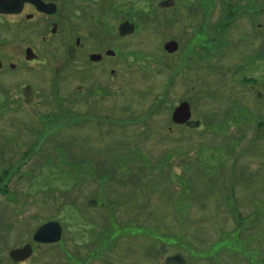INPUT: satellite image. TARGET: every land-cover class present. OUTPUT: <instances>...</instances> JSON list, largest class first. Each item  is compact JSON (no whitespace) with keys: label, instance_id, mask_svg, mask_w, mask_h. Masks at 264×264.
<instances>
[{"label":"flooded vegetation","instance_id":"1","mask_svg":"<svg viewBox=\"0 0 264 264\" xmlns=\"http://www.w3.org/2000/svg\"><path fill=\"white\" fill-rule=\"evenodd\" d=\"M239 44L249 45L251 51L235 64L229 60ZM247 67L239 77L238 72ZM221 69L229 75L232 90L223 89L221 75L213 78ZM207 70L213 74L204 80ZM168 75V83L159 82ZM258 84H264V0H0V181L6 178L7 185L15 181V176L17 181L29 184L26 170L31 161L39 171L55 165L52 155H56L62 142L58 140L57 127L52 125L51 131H45V123L57 125L66 101L72 126L78 123L75 128L93 123L103 134L105 129L127 127L125 138L152 137L157 133L153 125L160 112L162 121L168 122L163 138L172 142L173 129L179 128L176 137L184 138L183 146L188 148L189 137L194 134H199L201 143L213 144L208 141L229 129L225 121L252 125L253 115L246 111L239 114L238 110L243 108L241 105L253 106V94L254 101L257 98L263 103L264 92L258 93L262 87ZM212 85L219 93L206 99ZM186 88L196 93L184 96ZM140 91H150L151 95ZM159 91L162 93L158 96ZM221 96L226 102L220 100ZM209 100L213 104H208ZM183 104L187 119L186 114L174 119ZM226 112H230V119L224 117ZM257 126L258 130L263 128L264 121L259 120ZM246 133L241 131V136ZM124 145L107 147L108 155L97 150L92 157L88 154L89 167L85 170L96 177L105 169L120 171L136 159H142L146 169L149 155L137 145ZM73 149L76 151L74 145ZM173 152V147L169 148L159 158V162L165 161L167 170H172V161L180 157ZM224 154L230 159L228 164L233 165V154ZM126 155L131 156L124 160L122 156ZM106 174L102 172L99 177L106 178L96 181L103 185L124 183L123 176L114 173L117 178H109ZM77 177L70 179L72 183L79 181ZM0 197L12 196L1 193ZM3 203L0 209L6 213L0 219L19 213L11 207L7 211ZM88 204L93 208L95 200L90 199ZM60 210L61 207L54 219L37 227L57 223L59 230L47 237L56 241H36L35 229L30 240L8 250L10 263L24 264L36 248L48 247L47 255L53 257L50 261L54 264H157L145 259L155 255L153 244L146 243L140 249L136 243L144 228L140 213L133 215L121 209L96 212L81 223L64 227ZM250 214L251 211H237L232 218H251ZM126 219L141 231L124 236L119 226L129 223ZM4 232L10 243L20 241L21 234L8 237L9 232ZM23 247L25 251L10 256L11 251ZM165 255L161 264H172L170 254ZM230 264L252 262L244 258Z\"/></svg>","mask_w":264,"mask_h":264},{"label":"rangeland","instance_id":"2","mask_svg":"<svg viewBox=\"0 0 264 264\" xmlns=\"http://www.w3.org/2000/svg\"><path fill=\"white\" fill-rule=\"evenodd\" d=\"M235 50V55L229 61L238 64L251 48L239 44ZM248 69L239 71L237 75L241 77ZM207 71L203 75L204 80L211 73ZM223 71L221 69L211 74L213 78L221 75L222 82H225L223 89L232 90L229 75L223 74ZM168 80L169 75L159 82L166 84ZM249 85L257 86L253 83ZM261 85L263 88H258L259 94L264 92V84ZM195 89L186 88L183 95L195 94ZM140 93L151 95L150 91ZM161 93L159 91L158 96ZM215 93L219 92L212 85L206 99H211ZM255 96L253 94V106L241 105L243 108L239 107L238 110L239 114L246 111V114L253 115L252 125L225 121L226 126H229V129L225 128L228 129L227 133L216 135L208 141L213 144L201 143L199 134H194L189 137L188 148L183 146L184 138H177L179 128L173 129L172 142L163 138L168 122L162 121L160 112L156 113L157 123L153 125L157 133L152 134V137L137 139L129 135L125 138L123 132L127 127L117 131L105 129L106 133L103 134L99 126L93 123L87 127L79 124L75 128L78 123L72 126L68 101L64 102L65 111L57 125L56 122L45 123V131H51L52 125L57 127V137L62 142L56 155L51 156L56 160L53 162L55 165L39 171L38 165H34L35 161H31L26 170L29 184L17 181L15 176L12 179L15 181L7 185L4 184L6 178L0 181V195L4 193L6 197L12 196V199L8 198L10 200L0 197V205L5 202L7 211L11 207L12 211L19 212L15 216L0 219V264H12L7 255L8 250L30 240L32 232L42 222L54 219L60 207L62 212L59 218L64 227L81 223L87 217L96 215V212L121 209L133 215L140 213V223L144 228H141L143 233L138 236L136 243L140 249L146 243H152L156 248L153 252L155 255L145 259H153L157 264H161V257H165V253L170 254L172 264H183L187 260L193 261L192 264H230L231 261L244 258L251 260L252 264H264V127L257 129L258 121H264V100L263 103L257 98L254 101ZM129 97L127 95L126 98ZM220 100L226 102L223 96ZM208 104H213V100H209ZM195 106L200 107L199 103ZM245 107L248 109L245 110ZM224 117L230 119V112H226ZM241 131L247 132L244 137ZM123 143L125 148L140 147L144 154L149 155L151 165L147 163L145 169L143 160L136 159L132 165L120 171L109 172V169H105L97 172L96 177L85 170L89 167L88 154L91 153L92 157L96 150L107 154V147H118ZM235 143L237 145L234 147ZM219 146H225V149ZM172 147L180 157L172 161L173 169L167 170L165 161L159 162V158L164 157L165 152ZM224 153L233 154L236 158L235 161L232 158L233 165L228 164L230 159ZM128 156L131 155L122 158L125 160ZM245 165L248 167L245 168ZM102 172L107 173L109 178H117L114 173L123 176L121 179L124 183L100 184L96 178H106L102 175L99 177ZM72 177L79 178V181L72 183ZM137 179L140 180L135 183ZM144 179L147 181L143 182ZM90 199L95 200L93 208L88 204ZM237 211H251V218H232ZM5 213L0 209V216ZM126 220L129 223L119 226V232L124 236L141 231L131 219ZM4 231L9 232L8 237L12 233L21 234L20 241L10 243L5 239ZM16 237L18 240L19 236ZM40 249L36 248L31 261L26 263L54 264L51 262L53 257L47 255L48 247Z\"/></svg>","mask_w":264,"mask_h":264},{"label":"water","instance_id":"3","mask_svg":"<svg viewBox=\"0 0 264 264\" xmlns=\"http://www.w3.org/2000/svg\"><path fill=\"white\" fill-rule=\"evenodd\" d=\"M186 114V116L184 117L185 119H187V110H186V105H180V107L176 110V113L174 114V119H176V117H181L182 115ZM184 119V120H185ZM57 230H59V225L55 222H47L43 225H41L34 233V239L36 241H40V242H55L56 239L54 238H47V237H51V235H53ZM28 251L30 250V248H28ZM25 247L21 248V249H16L14 251L10 252V256L12 257L13 254H15L18 251H25ZM23 257V256H22Z\"/></svg>","mask_w":264,"mask_h":264}]
</instances>
